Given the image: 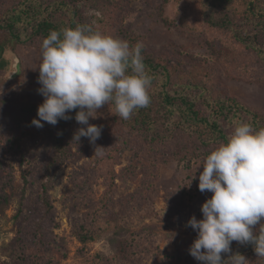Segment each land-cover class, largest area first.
Wrapping results in <instances>:
<instances>
[{"label":"rangeland","instance_id":"obj_1","mask_svg":"<svg viewBox=\"0 0 264 264\" xmlns=\"http://www.w3.org/2000/svg\"><path fill=\"white\" fill-rule=\"evenodd\" d=\"M65 1H74L96 30L130 45L142 42L147 53L163 61L195 60L197 83L208 84L207 96L235 100L264 116V66L226 32L208 27L201 0ZM19 2L0 0V9ZM229 55L231 67L243 73L227 71L223 61ZM6 59L8 66L0 71V121L16 132L21 112L14 105L44 101L38 93L42 49L18 46ZM1 134L7 135L6 128ZM129 134L115 125L95 143L74 147L68 142V154L57 164L49 136L34 142L23 134L0 136V264H14L24 242V264H203L189 253L197 232L188 221L203 218L201 207L212 196L198 188L206 158L190 159L193 141L187 146L189 138L180 134L158 145L146 135L120 146ZM14 140L5 154L6 142ZM97 147L102 154H95ZM132 213L138 223L129 226ZM167 255L172 263H166Z\"/></svg>","mask_w":264,"mask_h":264},{"label":"clouds","instance_id":"obj_2","mask_svg":"<svg viewBox=\"0 0 264 264\" xmlns=\"http://www.w3.org/2000/svg\"><path fill=\"white\" fill-rule=\"evenodd\" d=\"M144 45L105 34L88 24L53 30L41 44L38 93L44 101L38 106L32 124L55 126L70 120L67 113L78 109L74 119L81 127L73 142L86 137L91 143L100 137L102 127L90 124L98 109L113 103L119 118L128 120L136 110L151 103L153 76L144 63ZM233 131L226 142L206 157L199 175L201 193H212L201 207L203 218L192 216L188 225L197 232L190 255L203 264H250L240 253H231L233 241L252 244L258 257H264V128L232 121ZM97 147L95 154H102ZM259 224L258 231L255 226Z\"/></svg>","mask_w":264,"mask_h":264},{"label":"trees","instance_id":"obj_3","mask_svg":"<svg viewBox=\"0 0 264 264\" xmlns=\"http://www.w3.org/2000/svg\"><path fill=\"white\" fill-rule=\"evenodd\" d=\"M19 1L16 6L3 3L4 6L0 9V71H5L8 66L6 53L9 49L15 50L18 46L41 48L43 39L51 31H60L66 27L74 29L78 24H87L74 1L62 0L51 3L43 0ZM174 1L166 0L165 3ZM201 4V11L203 10L208 18L209 28L226 32L230 39L235 40L241 48L253 52L258 62L264 66V0H201ZM37 41L40 43H36ZM128 42L131 44L130 40ZM142 55L149 74L153 76L150 105L136 110L130 119L124 120L116 114L114 104L109 103L97 110L96 119L89 120L90 124L102 127V135L106 133V136H109L110 128L115 125H120L123 130H129L130 134L121 138L120 146L129 144L133 139L141 142L145 140L146 135H150L149 141L158 145L161 142L174 140L180 134L182 139L189 138L187 146L193 141L190 159L200 160L202 157L203 160L219 143L227 141L233 131V120L239 119L251 123L257 130L264 128V116L253 113L235 100L207 96L206 85L208 84H198V75L195 72L198 66L193 65L195 60L184 59L185 61L170 62V59H166L163 61L161 56L147 53L144 49ZM230 59L229 55L225 56L224 61L222 60L226 64L227 71L231 70L236 74L245 71L234 70ZM42 103L18 106L16 103L15 109L21 112L16 125L19 132L18 130L15 132L16 128L10 126L8 122L5 124L2 119L0 136L4 137L5 134L1 132L5 128L7 131L5 136L8 137L11 134H23L30 136L33 141L39 136H49L55 145L54 155L57 164V159L61 155L68 154V142L78 147L79 143L89 140L81 137L78 144L73 142V136L77 130L86 126L78 124L74 119L78 111L76 109L67 113L73 117L70 120H59L55 126L42 121L43 127L37 128L32 121L38 119V106ZM1 112L0 114H3ZM14 144L15 140L13 144L6 142L5 154L8 153V148L13 149ZM52 166L54 167L55 163ZM132 216L133 213L128 219L129 226L138 223H133ZM81 240L85 242V239ZM24 247L27 248L25 242L18 245L14 264H24L20 258L22 255L25 257L21 253H26ZM230 247L231 253L222 254V259L226 260L230 255L238 252L245 258L250 257L261 261V264L264 263V257L257 256L252 244L241 245L233 241ZM176 259L181 262L180 256ZM173 260V257L166 256V263H172Z\"/></svg>","mask_w":264,"mask_h":264},{"label":"water","instance_id":"obj_4","mask_svg":"<svg viewBox=\"0 0 264 264\" xmlns=\"http://www.w3.org/2000/svg\"><path fill=\"white\" fill-rule=\"evenodd\" d=\"M16 62L18 63L19 61L17 60ZM16 69L19 70V66H17Z\"/></svg>","mask_w":264,"mask_h":264}]
</instances>
